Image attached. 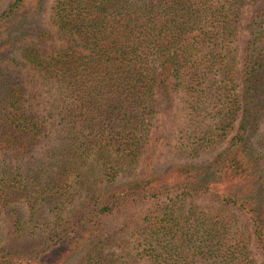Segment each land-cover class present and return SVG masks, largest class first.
Listing matches in <instances>:
<instances>
[{
    "label": "trees",
    "instance_id": "trees-1",
    "mask_svg": "<svg viewBox=\"0 0 264 264\" xmlns=\"http://www.w3.org/2000/svg\"><path fill=\"white\" fill-rule=\"evenodd\" d=\"M47 1L11 0L0 15V215L14 223L0 233V264H50L60 248L62 264H258L264 0L241 26L242 0H56L54 33L43 26ZM55 39L64 45L43 51ZM43 95L39 114L32 101ZM177 99L179 143L162 164L167 138L155 123ZM51 132V169L23 171ZM40 195L73 207L60 230L31 227Z\"/></svg>",
    "mask_w": 264,
    "mask_h": 264
},
{
    "label": "rangeland",
    "instance_id": "rangeland-1",
    "mask_svg": "<svg viewBox=\"0 0 264 264\" xmlns=\"http://www.w3.org/2000/svg\"><path fill=\"white\" fill-rule=\"evenodd\" d=\"M56 0H48L46 3V9H45V13L43 15V26L46 30H49L50 32L54 33L55 32V28L53 27L52 23H51V19H50V14H51V9L54 6ZM11 2V0H0V15L6 10V8L8 7L9 3ZM253 2L254 0H242V3L239 7V11L238 14L234 15V20L237 22H241L238 23L239 26H241V24L246 23V20L248 18V16L250 15V12L253 8ZM238 32L241 34V38L243 39V41L239 44V49L237 50V53L235 54V58L236 60L239 62L241 59V55H242V50H243V46L247 40V35L244 34L242 32V28L240 27ZM64 45L63 41L57 40L55 39L54 42H50L47 43L45 45L42 46L43 51H46L47 53L51 54L53 53V51H56V49L62 47ZM240 67V65H239ZM23 72L24 75L26 77L29 76L28 73L33 74V72L29 69V67L23 68ZM29 83V88L31 89L29 91V93H32L37 97L38 94H40L41 88L38 86H35V81L31 80V77L28 80ZM46 95H43L37 99H34L32 101L33 104V111L38 112L39 114H44L45 113V103H46ZM168 106V104L164 105V107ZM183 105L181 104L180 100L177 99L173 106H172V113L168 114L166 112H162L158 118L157 121L155 123L156 127L158 128V132L159 135L160 133H162L164 135L165 138H162L161 143L159 145L157 154H156V159L164 164L166 163L172 156H174L175 153V148L177 146V144L179 143V125L182 123L183 121V113L181 111ZM165 109V108H163ZM262 132H264V123L262 124V128H261ZM263 134V133H261ZM56 135L54 134V132H51V135L49 137L43 138L40 142V144L38 145V147L35 149V151L27 156L26 158L23 159V161L21 162V167H23V171H30L31 175H34V173L38 170H40L41 166H43L45 169H47L49 171V169H51V164L53 162V158L52 156H50V152L49 149L52 148L55 145V137ZM158 135L154 136L155 138H158ZM233 137V134H229L225 140H221L220 143L217 146V149L215 151H213L210 155L207 156H202V158H208L211 159L212 157H214L216 154H218L220 151H222L227 145L228 142L231 140V138ZM4 156H0V160L3 159ZM1 162V161H0ZM40 187L38 186L37 190H39ZM36 190V191H37ZM37 195H39L38 193H35ZM41 198L43 199H47L45 203L41 204V199L38 201V205H37V216L34 219V224L31 226L29 224V226L34 227L35 230L38 232L39 230L42 231H53V230H60V228H62V224L65 223L64 219L67 215V213L69 212V209L73 208V207H67L66 205L64 206L61 202V200H65V198L61 197L58 200H54L52 198V196H43L40 195ZM81 200L82 198H78V206L81 205ZM12 208H16L17 210H21L22 214H23V218H22V222H25L26 220L29 219V213L25 208V205L21 202H17L14 203L12 202ZM14 227V223L12 222V217L8 215V213H2L0 215V233L2 234H8V232L13 229ZM38 236H40L41 238L39 240H37L35 238L34 242L32 244H37L39 243L41 240L44 241L46 238V235L44 233H40ZM1 237V236H0ZM25 242L22 241L20 244H23ZM252 250H253V255L255 260L257 261L258 264H264V259L262 258V256L260 255V253L257 251L255 245L253 244L252 246ZM121 251L120 248H115L112 246L111 251ZM64 253H66V250L64 248H60L58 250H56L52 256L49 257L51 262L50 264H62L63 261H58V259L60 258V256L65 255ZM64 264H74V262L72 260H70L67 263Z\"/></svg>",
    "mask_w": 264,
    "mask_h": 264
}]
</instances>
